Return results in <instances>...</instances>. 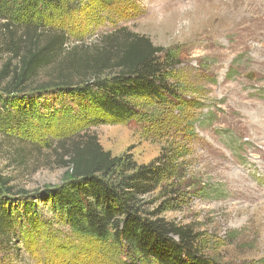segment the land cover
I'll use <instances>...</instances> for the list:
<instances>
[{
  "label": "rangeland",
  "instance_id": "rangeland-1",
  "mask_svg": "<svg viewBox=\"0 0 264 264\" xmlns=\"http://www.w3.org/2000/svg\"><path fill=\"white\" fill-rule=\"evenodd\" d=\"M71 5V4H70ZM55 13L51 28L73 47L90 49L125 27L154 45L174 49L180 64L173 85L183 103H138L140 116L116 123L99 111H83L49 95L16 136L35 142L25 168L3 158L0 172L28 192L56 186L70 169L58 165L54 146L84 131L98 135L113 155L131 154L149 163L170 144L186 154L189 181L178 208L163 217L190 225L203 254L226 264H264V134L253 120L264 114V0H75ZM49 78L42 70L40 80ZM242 174V178L238 177ZM157 204L153 205L156 208ZM151 208V209H153ZM46 227L24 234L20 255L0 264H110L101 246L75 235L43 203Z\"/></svg>",
  "mask_w": 264,
  "mask_h": 264
},
{
  "label": "trees",
  "instance_id": "trees-1",
  "mask_svg": "<svg viewBox=\"0 0 264 264\" xmlns=\"http://www.w3.org/2000/svg\"><path fill=\"white\" fill-rule=\"evenodd\" d=\"M74 1L0 0V138L8 145L3 158L18 168L39 145L16 134L44 107L45 96L116 123L138 119L142 101L183 103L172 81L177 52L146 36L122 27L89 50L66 51L67 35L50 26L55 13ZM42 70L49 78L40 80ZM54 144L58 165L70 169L62 183L28 192L0 172V256L17 258L24 234L47 226L43 203L75 235L98 243L107 263L226 264L203 254L193 227L163 217L195 187L182 162L186 154L176 147L167 144L140 164L131 154L105 150L90 131Z\"/></svg>",
  "mask_w": 264,
  "mask_h": 264
},
{
  "label": "bare ground",
  "instance_id": "bare-ground-1",
  "mask_svg": "<svg viewBox=\"0 0 264 264\" xmlns=\"http://www.w3.org/2000/svg\"><path fill=\"white\" fill-rule=\"evenodd\" d=\"M254 124L257 125L258 129L264 134V114H262L261 120H253ZM242 174H238V177H241ZM243 179V178H242ZM256 219L257 225L264 232V214L260 213Z\"/></svg>",
  "mask_w": 264,
  "mask_h": 264
}]
</instances>
